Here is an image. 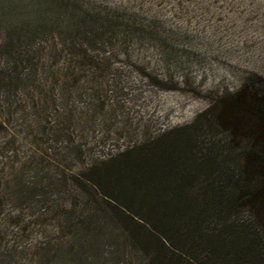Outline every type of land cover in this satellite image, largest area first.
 Returning <instances> with one entry per match:
<instances>
[{
  "label": "trees",
  "instance_id": "trees-1",
  "mask_svg": "<svg viewBox=\"0 0 264 264\" xmlns=\"http://www.w3.org/2000/svg\"><path fill=\"white\" fill-rule=\"evenodd\" d=\"M67 1L0 0L1 129L28 77H62L53 69L59 56L85 60V47L114 34ZM201 118L222 138L170 131L77 176L24 183L23 205L34 215L53 210L56 230L22 252L24 264H264V88L245 83ZM11 256L0 248V264Z\"/></svg>",
  "mask_w": 264,
  "mask_h": 264
},
{
  "label": "rangeland",
  "instance_id": "rangeland-1",
  "mask_svg": "<svg viewBox=\"0 0 264 264\" xmlns=\"http://www.w3.org/2000/svg\"><path fill=\"white\" fill-rule=\"evenodd\" d=\"M67 3L112 24L114 34L85 47V60L78 52L59 56L53 69L62 77H28L0 128V248L12 255L10 264H24L22 252L56 235L53 210L34 215L23 205L31 178L77 176L170 131L221 139L201 118L211 101L249 82L264 88V0ZM37 111L42 121L34 120ZM109 252L98 248L103 257Z\"/></svg>",
  "mask_w": 264,
  "mask_h": 264
}]
</instances>
